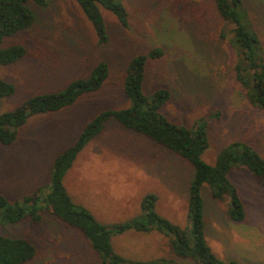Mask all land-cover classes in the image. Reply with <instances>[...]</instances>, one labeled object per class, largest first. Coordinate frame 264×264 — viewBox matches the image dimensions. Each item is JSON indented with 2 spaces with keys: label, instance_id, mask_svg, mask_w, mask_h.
<instances>
[{
  "label": "rangeland",
  "instance_id": "obj_1",
  "mask_svg": "<svg viewBox=\"0 0 264 264\" xmlns=\"http://www.w3.org/2000/svg\"><path fill=\"white\" fill-rule=\"evenodd\" d=\"M127 11L122 26L99 6L108 40L99 44L90 22L74 0L29 3L33 24L5 37L0 48L22 45L25 54L11 64L0 63V77L15 91L0 102V112L17 109L37 94L62 90L86 78L99 62L108 67L96 90L79 96L55 112L32 115L18 128L10 145L0 143V194L9 204L50 182L53 160L70 146L83 126L105 109H125L126 69L133 57L159 48V57L146 59L142 91L146 97L160 88L170 92L160 112L170 121L193 127L204 123L209 145L205 162L232 141L251 145L264 156V108L249 102L236 80L233 26L222 19L213 0H120ZM264 56V0H243ZM193 166L185 158L142 133L109 119L103 130L78 154L63 183L72 200L102 223H122L140 215L142 197L156 194V212L189 230L188 188ZM229 180L239 193L246 220L226 215L228 200L212 196L202 186L205 236L222 259L239 264H264V180L233 169ZM40 220L0 221L1 234L25 238L34 257L23 264H100L82 234L41 203ZM158 232V231H157ZM114 251L130 260L161 257L196 264L173 253L159 233L126 230L111 236Z\"/></svg>",
  "mask_w": 264,
  "mask_h": 264
},
{
  "label": "trees",
  "instance_id": "obj_2",
  "mask_svg": "<svg viewBox=\"0 0 264 264\" xmlns=\"http://www.w3.org/2000/svg\"><path fill=\"white\" fill-rule=\"evenodd\" d=\"M48 0H0V45L5 37L29 28L35 16L29 3L46 5ZM86 19L92 25L99 44L106 43L108 34L99 6L110 11L122 26H127V11L120 0H74ZM219 15L230 23V37L235 49L233 71L238 83L245 91L249 102L264 108V56L261 41L253 28L243 0H213ZM22 45L0 48V63L7 65L25 54ZM161 49L155 48L148 55L132 58L123 82V91L130 100L125 109H105L87 122L76 140L61 152L52 162L50 182L40 186L21 202L9 204L0 194V221L14 223L24 216L40 220L39 210L44 203L52 213L69 223L85 238L96 253L100 264H181L173 259L161 257L155 260L140 261L122 257L114 251L111 236L126 230L137 232L158 231L168 237L173 253L188 258L196 264H239L232 259H222L212 251L205 236L204 205L202 186L207 185L213 197L228 202L226 215L232 221L246 220V212L239 193L229 180L233 169L246 171L253 177L264 180V156L251 145L232 141L217 154L213 164L205 162L203 152L209 140L204 123L185 127L167 119L160 112L170 98L169 90L160 88L150 97L142 91L146 59L159 57ZM108 73L105 62L93 67L86 78L71 81L65 88L56 92L34 95L26 99L17 109L0 112V143L12 144L18 128L30 116L55 112L71 105L79 96L98 90ZM15 87L0 77V102L12 95ZM115 119L123 127L142 133L159 145L180 155L193 166V176L188 188L189 230L170 222L155 210L156 194L149 192L140 201L139 216L122 223L105 224L100 222L90 210L75 203L64 187L63 179L72 167L78 154L88 142L96 137L109 119ZM35 254L33 244L25 238L9 237L0 232V264H23Z\"/></svg>",
  "mask_w": 264,
  "mask_h": 264
},
{
  "label": "crops",
  "instance_id": "obj_3",
  "mask_svg": "<svg viewBox=\"0 0 264 264\" xmlns=\"http://www.w3.org/2000/svg\"><path fill=\"white\" fill-rule=\"evenodd\" d=\"M150 233H152V232H154V233H159V232H157V231H155V230H152V231H149ZM149 232H141V233H149ZM159 234H162V233H159ZM162 235H164V234H162ZM165 236V235H164ZM166 238H168L167 236H165Z\"/></svg>",
  "mask_w": 264,
  "mask_h": 264
}]
</instances>
